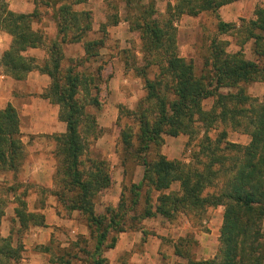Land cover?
Returning a JSON list of instances; mask_svg holds the SVG:
<instances>
[{"label":"trees","instance_id":"obj_1","mask_svg":"<svg viewBox=\"0 0 264 264\" xmlns=\"http://www.w3.org/2000/svg\"><path fill=\"white\" fill-rule=\"evenodd\" d=\"M141 1L124 0L126 21L132 31L139 33L142 42V63L132 68L142 79L145 91L136 110L120 107L117 119L119 126L122 115L132 117L138 131L136 144L132 143L131 128L120 132L123 166L126 169V161L131 160L144 168L140 184L130 187L133 198L128 211L136 209L142 188L146 194L141 219L154 215L171 219L175 212L187 216L222 206L219 246L214 258L192 260L181 250L182 241L192 243L188 238L176 245V256L185 260V264H264V93L258 102L247 95L244 87L264 83V0H259L254 18L241 21L238 27L216 23L218 34H239L241 45L252 41L259 62L246 59L241 50L228 53V43L213 38L200 75L196 74L192 61L179 55L173 22L183 15L217 16L220 8L240 0H177L173 6H167L165 19L160 22L155 18L153 2ZM38 2L51 7V20L56 28V35L47 46L46 63L39 66L34 58L23 56L27 50L45 45L44 35L33 29L40 19L38 11L15 13L9 9L7 0H0V34L11 37L8 50L0 57V67L3 75L16 81L24 80L32 71L49 78V86L41 98L58 108V120L66 126L64 133L53 137L58 166L50 194L57 204L63 203L69 212H77L84 218L89 237L95 241L92 251L81 247L79 240L73 243L71 249H78L85 256L79 262L105 264L103 252L114 248L116 243L112 238L111 244L105 246L109 232H124L122 218L127 210L121 200L117 207L108 208L109 219L94 213V198L111 184L107 161L85 156L88 141L100 136L97 119L87 109L100 106L101 71L97 69L94 76L80 71L83 63L98 56L103 45L83 41L92 30L91 16L89 12H76L73 7L87 0H33L36 6ZM118 22L116 15L110 24L115 26ZM105 26L101 28L104 30ZM78 43L84 45L85 57L65 62L64 47ZM152 70L156 73L150 79ZM207 99H212L213 105L205 111L202 103ZM220 127L224 129L215 139L207 135L210 129ZM226 128L249 135L250 142L246 146L228 142ZM180 135L189 137L188 145L194 144L187 164L170 161L160 152L165 136ZM24 158L18 116L7 105L0 109V174H16ZM173 182L179 183V191L161 194ZM155 192L159 195L152 212L151 195ZM25 198L26 191L0 183V223L3 209L12 203L15 208L11 223L17 226L10 229L7 237L0 236V264H19L24 251L22 233L32 226H45L42 214L27 212ZM137 219L141 220L135 214L131 221ZM40 250L48 251L47 247ZM76 259V254L59 253L51 262L71 264Z\"/></svg>","mask_w":264,"mask_h":264},{"label":"rangeland","instance_id":"obj_2","mask_svg":"<svg viewBox=\"0 0 264 264\" xmlns=\"http://www.w3.org/2000/svg\"><path fill=\"white\" fill-rule=\"evenodd\" d=\"M149 1L153 2L154 8L157 11L155 18L160 22L165 19L167 6H173L177 0H142L141 3L148 4ZM237 2L238 1H236V3ZM7 3L12 12L20 13L19 7H10V0H7ZM234 3L235 2L231 4ZM231 4H228V6L225 5L227 7L224 8V15L227 17V21L220 18V8L217 11V16L207 13H201L197 16L183 15L173 22L179 55L186 61L193 62L197 75H200L203 71L204 58L208 55V47L213 38L228 43V53L241 50L246 59L259 62V59H257L253 53L252 41H247L241 45L239 34L234 32L218 34L216 30V23L218 21L235 24L236 27L239 26L241 18L235 16L238 11V4L236 6ZM76 6L73 7L74 11L89 12L92 20V30L83 41H97L101 42L103 45L102 48L98 50V56L94 59L90 58L88 62L83 63L80 68V71L83 73L93 76L97 69L101 71L100 83L98 84V99L100 100V106L98 108L89 107L87 109V111L95 115L97 119L100 136L97 140L91 138L88 141L89 143H87L85 156L90 159L107 161L111 184L94 198V213L96 216H104L106 219H109L108 208L117 207L121 200L126 205L127 213L126 216L122 218V224H124L126 229L119 234L110 231L105 246L111 244L112 238L116 239V246L119 235L122 233L141 234L140 238H137V241L134 242V247L131 251L128 252L127 244H125V250L119 253L117 252L119 256L112 264H185V260L176 256L175 250L176 245L180 244V240H185L186 238L192 241V243L189 244V242L182 241L181 250H183V253H188L190 258L195 261L213 259L219 246L218 237L223 209L218 210L219 207L207 208L199 214L194 212L187 216L175 212L176 215L171 219H167L160 215L141 219L144 212L143 208L145 205L143 204L146 194V189L142 188L139 191V203L136 209L134 211H128L133 198L130 187L140 184L144 168L128 160L126 161L127 171H125L126 169L122 164V147L119 144L122 139L120 132L123 131L124 128H131L132 143L136 144L138 131L132 117L129 118L122 115L119 119V126L117 125V119L119 117L120 107L135 111L139 101L145 95L143 81L140 77L135 75L132 68L133 65H141L142 63V42L139 33L132 31L126 21L127 13L125 11L126 6L124 0H89L84 5H81L80 8ZM28 8V12L24 14L31 13L35 9L38 11L40 19L33 24V29L44 35L46 42L42 48L29 49L23 56L34 58L35 63L40 66L46 63L48 59L47 46L49 41L56 35V28L54 22L51 20L50 6H43L39 4V2L36 6L33 0H30ZM116 15L118 16L119 22L117 25L112 26L110 22L113 20V16ZM229 17H232L233 20H229ZM104 24H106V26L103 30L101 27ZM5 35V33L0 34V57L9 48L8 46L5 47L6 43L2 39ZM64 57L65 62H67L69 58H84V45L78 43L65 46ZM32 72L36 75L33 77L30 75V79L28 77L29 73L24 80L15 81L9 76L3 75V69L0 67V109L5 108L7 105H11L14 108L19 120L21 141L25 156L23 164L16 174H12L11 172L0 174V183L7 186H14L20 192L26 191V197L33 196V194L37 192L39 197H41V201L45 203L51 196V189L47 188L45 185H38L32 180L24 178L23 172H25L24 165L28 161L33 164L37 161L44 162L46 166L49 164L51 165V155L55 159L53 153L56 145L53 137L59 134L53 133L51 135V125H57L54 120H58V108L51 105L48 100L41 98L42 93H44L49 86V78L38 71ZM155 73L156 70H152L148 77L153 79ZM117 74L120 79L116 90L112 87L110 88V81L113 78L115 79ZM124 79L127 80L125 83L123 82ZM252 84L253 83L244 87L249 94L256 97L257 100H260L264 83L256 82V84ZM94 93L95 91H93V94ZM212 105V99H207L202 103V107L205 111L209 110ZM223 129L224 127L210 129L207 135L215 139L218 137L219 131ZM226 131L228 142L246 143V135L241 131H234L229 128H226ZM202 135L203 132L201 131L200 137ZM165 137L162 153H164L167 159L170 161L175 160L188 163L194 145H188L189 137L186 135L179 136L180 138L175 139H171L169 136ZM55 163L56 171L58 166L56 159ZM42 169L43 167L41 170ZM57 187L58 186H56V189ZM43 190L45 192H43ZM178 191L179 190H175L174 187L173 189L169 188L165 190L161 194L168 195L177 193ZM157 193L158 192H155L151 195V202L153 204L152 212L155 211L156 198L159 195H157ZM11 206L12 205L9 203L7 207L3 209L4 217L5 214H7L5 219L8 228H12L13 226L16 228L17 226L11 223L12 218L10 214H8V209L11 208ZM57 210L58 215L63 219L73 218L80 224L85 225L84 218L77 212H69L66 205L63 203L58 202ZM135 214L137 218L141 219L140 221L138 219V221H131ZM130 221L136 224V226L131 225ZM44 228L45 230L43 229L42 233H39V235H43L46 239V242L43 244H40L41 242H39L38 238L31 240V238L26 237V234L28 236L33 234L29 233L31 227L22 233L21 243L24 248L22 260H29L30 257H34V263L21 261L19 264H51L52 257L56 258V254L59 253H63V255L76 254L78 259L72 260L71 264H81L79 258H85V256L79 253L78 249H71L73 243L77 240L81 241L80 246H83L87 251H92L95 247V241L91 239L89 235L86 236V238L77 237L74 239L70 236L69 229L65 226L59 227L57 231H54L52 239L51 226H46ZM165 231H167V233ZM131 237L132 238L128 240L130 242L135 241V238H133V236ZM124 241L127 243V239ZM40 247H47L48 251L46 253L40 252ZM112 249H105L103 252V258L106 260L105 264H109L110 260L114 259L112 255L110 259L106 256ZM133 250L137 255L134 259H132ZM147 254L150 256L148 257Z\"/></svg>","mask_w":264,"mask_h":264},{"label":"crops","instance_id":"obj_3","mask_svg":"<svg viewBox=\"0 0 264 264\" xmlns=\"http://www.w3.org/2000/svg\"><path fill=\"white\" fill-rule=\"evenodd\" d=\"M10 1H11V5H10L11 8L17 6V7L20 8L19 9L20 13L28 12V10H29L28 7L30 5V0H10ZM88 1L89 0H87V2ZM84 4L85 3L79 4L76 7L80 8V6L84 5ZM237 4H238V11H237V14L235 16H237L238 18H241L240 22L244 21V20L245 21H249L250 19L254 18V16H253L254 10H255L254 8H255V6L259 5V0H240L237 3L235 2L234 4H231V5H235L236 6ZM227 6H224L223 8H221V11L219 13L220 14L219 15L220 18H223L225 21L228 20L227 17L224 15V11H225L224 8H226ZM229 18H230L229 20H233L232 17H229ZM2 39L6 43L5 47H7V46L9 47V45L11 43V37L6 34ZM135 65H133V66H135ZM123 69H124V67H123ZM30 75H31V77H33L36 74L34 72H32V73L30 72V74L28 76L29 79H30ZM119 79L120 78H119L118 74L115 76V79L114 78L111 79L110 88L112 87L113 89L117 90ZM126 81L127 80H125V79L123 80L124 83ZM26 82H28V81H26ZM253 84H256V83H253ZM26 85H28V84H26ZM246 93L250 97L256 99V97H254L253 95L249 94L247 91H246ZM263 93H264V87H263V91H262V96H263ZM262 96H261L260 100H257V99L256 100L258 102H261ZM54 122L57 123V125H51V135L53 133H58V134L64 133L65 129H66L65 124L62 123V122H59L57 119H55ZM245 135H246V140H247L246 143H244V144L235 143V144L246 146L250 142V136L247 135V134H245ZM180 136H184V135H180ZM170 138L171 139H175V138H180V137L178 136V137H170ZM165 140H166V137H165ZM163 145L161 147V153L163 152L162 151ZM162 154H163L164 157H166L164 155V153H162ZM55 164H56L55 163V159L53 158L52 155H51V165L49 164V165L45 166V163L44 162H40V161L34 162V164H33V163H30L28 161L24 165V168H25V172H23L24 178L32 180L38 185H45L47 188L53 190L54 187H55L54 186V178H53L54 174H55ZM185 164H187V163H185ZM42 167H43V169L41 170ZM174 187H175V190H179V183L178 182H173L170 188L173 189ZM158 194L159 193H157V195ZM40 198L41 197H39L37 192L34 193L33 196H28V197L25 198V201H26V204H27V212L28 213H32V214H37L39 212L40 214H42L44 216V223H45V226H43V227L32 226L31 229L29 230V233H33V234H31L30 236H28L26 234L27 238L29 237V238H31V240H35V238H38L39 242H41L40 244L45 243L46 239L43 237V235H39V233H42V230L43 229L45 230L44 227H46V226H49V227L51 226V239H52V235H53L54 231H57L58 228L62 227V226H65V227H67L69 229V234L74 239H76L77 237H85L86 238V236L89 235V231H88V229H87V227L85 225L80 224L78 221H76L73 218L72 219H63L60 215L57 214V211H58L57 210V200H56V198L53 195H51L50 198L45 203H43V201H41ZM10 200H12V198H10ZM10 204L12 206H11V208L8 209L9 213L8 212L7 213L10 214L11 218L13 219L14 218L13 209L15 208V204H12V203H10ZM218 207H219L218 210L224 209L222 206H218ZM218 207H216V208H218ZM6 216H7V214H5V217L3 216L1 218V223H0V236L4 237V238L9 235V232H10V229H11V228H8L7 221L5 219ZM222 216H223V214H222ZM221 225H222V218H221L220 228H221ZM219 231H220V229H219ZM165 232L167 233V231H165ZM140 235H141L140 233H134V234L122 233V234H120L119 235V239L117 240V244H116L115 248L112 249L106 255L108 259H110L111 255L114 257L113 260H110L109 264H112L115 261V259L118 258V256H119L118 253L120 251L125 250V247H124L125 244H127L128 252L131 251L133 249V247H134V242L137 241V238H140ZM131 236H133V238H135V241L130 242L128 240V239L132 238ZM165 236H166V234H165ZM125 239H127V243L124 241ZM132 253H133L132 254V259L136 258L137 255L135 254L134 250H133ZM147 256L149 257L150 255L147 254ZM33 258L34 257H30L29 260H22V261L29 262V263H34V259ZM51 264H58V263L53 261V262H51Z\"/></svg>","mask_w":264,"mask_h":264}]
</instances>
